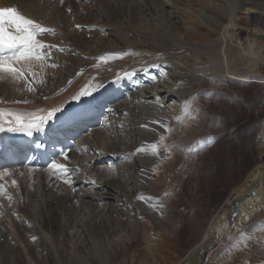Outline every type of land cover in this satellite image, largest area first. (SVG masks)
Instances as JSON below:
<instances>
[{"label":"bare ground","instance_id":"obj_1","mask_svg":"<svg viewBox=\"0 0 264 264\" xmlns=\"http://www.w3.org/2000/svg\"><path fill=\"white\" fill-rule=\"evenodd\" d=\"M17 1L20 3L18 11L22 15L43 24L42 28L50 30L40 33L37 38L45 44L53 45L50 50L45 49L49 52V59L44 61L45 67L41 68V62L31 65L34 69L37 66L41 68L39 77L42 78L46 75L45 68H47L48 74H51L50 80L54 83V88L46 86L41 81L42 84L39 89L46 94L45 101H31L30 95L34 97V93L32 91H26L27 95L24 93L22 98L24 101H28L27 104L31 106L30 114L42 115L54 106L59 107L69 103L78 88L79 90L83 88L82 86L77 87L83 80L89 79L87 86H91L94 93L96 92V88L92 85L94 82H99L116 74L125 76L112 86L115 91L112 93L121 94L120 100L115 105H109L111 111L108 114L112 117L105 116L100 124L104 126L94 128L77 144V152L73 157L76 161L80 158V167L88 175V184L79 183V190L73 194L69 189L51 185L47 181L49 176L42 172V176L36 179L37 181L40 179V183L37 184L39 186L37 192L43 194L41 197L43 205L39 206L37 218L44 233L36 232L33 234L30 222L28 229L23 220V223L17 221L15 223L18 236L21 238V243L24 244L28 255L32 256L34 251L29 247L31 246L29 237L36 238L35 242L40 253V259L36 262L38 264H101L107 260L115 262L117 254L122 252L119 248H123L125 242L127 243L125 246H132L130 243L134 241L133 238L138 228L135 219L138 216L137 212H140L141 209H147L146 212L143 211L145 215L151 219H158V212H153L140 203L135 195L146 189L143 184L149 177L148 173L140 170L142 168L149 170L151 165L158 163L161 156L160 149L157 154H151L144 147L152 146L151 142L155 139L153 136L157 131L158 121L165 122L162 119L165 116H162L161 113H165L163 106L167 97L175 99L174 105L179 106L180 97H185V92L189 88L185 81L189 75L196 77L195 72L203 74L204 77L210 74V76L218 79L229 78L244 83H264V77H260L256 72H245L250 62H253L254 65L264 62V31L248 23L243 29L239 28V32H236L238 25L231 20V24L224 26L226 41L229 40L233 43V39L242 32L241 30L251 35L252 41L245 44L243 38H240L241 50L238 55L232 54L228 48L224 47L219 54L210 57V67L202 64L197 70L191 71L187 65H184L186 62L184 63L181 58L180 53L183 50L187 51L184 45L170 40L154 29L152 16L160 13L159 7H165L166 4L163 0ZM225 2L231 15L236 13V9L250 3H254L256 6L255 8L245 7L244 13L247 18L252 12L264 14V4L261 3L250 0H225ZM70 8L72 13L68 12ZM165 14L170 17L169 13L166 12ZM165 18L167 17L165 16ZM166 21L177 28L179 26L177 24H181L179 20H173V22L171 17ZM190 24L195 23L191 21ZM77 25L80 27L77 28ZM181 27L180 29L183 30ZM188 34L191 35L192 33L188 31ZM138 37H141L139 41ZM60 49H63L66 55L58 54L57 51ZM51 62L58 64V67H53ZM160 62L163 64L166 62V69H168L167 67L174 69L177 76L174 75V78L176 80L179 78L178 83L168 88L169 84L161 86L159 83L162 80L153 78V86L146 87L147 92H144L146 89L143 87L142 76L147 73L151 74L155 67H162L161 69L164 70L163 65H158ZM87 66L86 72L96 68L93 71L97 74L96 78L90 74L83 80L81 78L72 79L73 75L78 76ZM66 83L68 88H62ZM112 88L100 92V94L106 93L102 101H107L108 94L112 95L110 94ZM163 93L168 94V96H163ZM96 97L97 95L85 97L80 103L79 100L76 101V104H82L85 109L92 104ZM149 99L152 100L149 101ZM64 112L70 116L75 114L68 109ZM198 118L200 117L198 116ZM187 123L184 127L190 128V122ZM141 125L148 127H141ZM142 144H145L144 147ZM137 149H142V151H137ZM48 152L51 151L43 150L40 154L41 157L47 159V156L50 155ZM101 155H106V157L117 156V158L122 159V165L118 166L121 167V170H118V167L109 168L107 165H95L90 168V161ZM172 160L174 161L173 158ZM180 161V163L185 164L187 158L185 157ZM173 166L175 165L173 164ZM22 174L24 177H36V172L31 169L23 171ZM75 176L77 182L83 177V175L78 174ZM248 177V183L243 185L230 199H227V205L230 209L228 211L220 209L216 212L213 216L214 220L212 219L213 221L203 234L202 239L197 242L196 247L191 248L187 254L189 258H185L182 264H201V254L204 251L221 237H229L231 233L237 231L250 220L253 211L261 206L264 198V185L262 184L264 167L262 169L261 166L256 167ZM27 185L25 183L26 188ZM88 185L90 186L88 187ZM139 189L140 191H138ZM81 191L82 193H80ZM30 194L32 196V193ZM234 206L235 209H233ZM236 209L238 215L233 218L232 211ZM15 212H22L21 214L27 215L28 218H34V215L29 214L27 208H15ZM33 218L32 221L35 220ZM1 235H5L3 224L2 227L0 226V237ZM44 235L47 237L44 238ZM46 238L50 240L51 244H48L49 241ZM3 240H7V238ZM3 240L0 242V251L4 250L6 253L0 254V264L2 262L5 264H15V262L26 264L25 256L19 250L21 248L15 244L5 248L6 245ZM235 250L240 251L241 249L234 247L230 252ZM249 251L247 250L246 253L249 254Z\"/></svg>","mask_w":264,"mask_h":264},{"label":"rangeland","instance_id":"obj_2","mask_svg":"<svg viewBox=\"0 0 264 264\" xmlns=\"http://www.w3.org/2000/svg\"><path fill=\"white\" fill-rule=\"evenodd\" d=\"M41 1L43 0H38V2ZM250 1L264 4V0ZM163 2L166 4L165 7H159L160 13L152 16L155 27L153 28L170 40L184 45L187 51L183 50L180 53L181 58L184 63L186 62L184 65H187L191 71L197 70L202 64L210 67V57L219 54L224 47L228 48L232 54L238 55L241 50L240 38H243L245 44L252 41V36L244 30L236 35L233 43L229 40L226 41L224 37L226 24L235 21L238 25L236 32H239L238 29H243L248 23L264 31V14L252 12L247 18L244 13L246 6L247 8H255L254 3L241 6L235 10L234 15H231L225 0H163ZM12 3L20 5L17 0H0V5ZM166 12L170 14L172 21L179 20L181 22V24H177L179 25L178 28L170 25L169 22L167 23L166 20L170 17L165 14ZM191 21L195 24H190ZM187 30L194 35L188 34ZM139 38L141 39V37H138V41ZM57 52L58 54L60 52V55H66L63 49ZM38 62H41V68L45 67L44 61L42 62L41 59L35 57L21 60L19 65L26 67L30 75V66ZM165 64L160 62L158 65H163L165 68ZM249 66L246 67V73L256 72L260 77H264V62L258 65L250 62ZM161 68H154V76L149 73L142 76L143 87L146 89L144 92H147L146 87L153 86V78L162 80L159 83L161 86L169 84L168 88L178 83L179 78L177 80L174 78V75L177 76L173 68L167 67L168 69L165 68L164 70ZM46 71L48 72L47 68H45V73ZM165 75L166 77H164ZM194 75L196 77L189 75L187 77L189 80L186 79L185 81L189 88L185 92V97H180L184 99L181 101V106L174 105L175 99L167 97L168 94L163 93V96L167 97V101L165 100L164 103L166 105L164 107L165 113L161 115L165 114L163 116L166 118L167 127L164 130L167 131L156 135L157 143L166 151L165 160L159 159L156 165H151L152 174L148 173L147 180L149 182L144 184L147 189L145 191L161 196L163 203L161 214L163 215L160 217V212H158V219H151L149 216L137 212V215L138 213L140 215L136 216L138 228L133 238L134 241L136 240L132 242L134 244L130 243L131 247L125 246L127 244L125 242L123 248H119L122 252L117 254L115 262L107 260L101 264H182L185 258H189L187 254L191 248L196 247L197 242L202 239L203 234L214 220L213 216L216 212L220 209L228 211L230 208L227 205V199H230L245 185L244 183L253 169L258 166H261V169L264 167V142L259 140L258 144L255 143L256 137L264 131L262 127L264 123V83L243 84L242 81L230 80L229 78L218 79L210 76V74L204 77L199 72L198 74L195 72ZM91 76L96 78L97 74L93 73ZM43 78L41 77V80ZM82 82L77 87L85 84V81ZM96 83L98 82H94L92 85L95 87ZM41 84L42 82L38 81V85ZM34 87L35 85H29L22 78L15 76L11 78L10 74L5 72L0 79V110L5 113L10 112L14 116L17 114L28 116L31 113L29 111L31 106H26L24 114L17 110L21 105H28V101H22L20 104L15 101L1 100H9L11 97H19V95L24 96L26 91L34 93L32 90L35 89ZM165 89L167 90V88ZM151 100L149 99V101ZM185 107H187V111H185ZM191 112L194 113L192 117L193 113L191 114ZM185 121L191 123H189L190 128L184 127ZM184 130L188 132L185 134ZM172 146L173 149H170ZM181 148L184 149L181 150ZM48 154L51 155V152ZM50 155L47 156V159L41 157L44 163L47 161L45 163L47 171L43 174L48 176V171L52 168L48 166ZM176 157L178 159H175ZM183 157L187 158L185 164L180 163ZM178 163H180L179 166ZM120 168L118 167V170H121ZM35 172L37 174V171ZM50 174L53 175L51 172ZM13 181L19 182V178L13 177ZM35 182L30 190L31 198L28 197L25 200V197H22L23 202L21 199L18 200V207L26 204L25 208L29 214L34 215L32 218L35 220L32 221V218L21 214L22 212L18 214L23 216L25 227L28 229L30 222L33 234L42 232L37 214L39 206L43 205L41 203L43 194L40 192L41 195L33 199V192H37L39 187L37 184L40 183V180ZM262 184L264 185V180ZM8 186L9 184L7 185L2 178L0 180L2 198ZM141 211L146 212L147 209H141ZM261 220H264V198L261 206L253 211L250 220L244 223L236 234L233 232L225 238L220 246L211 253L205 264H258L264 260V222L257 223L256 228L252 227ZM15 223L16 221H13L14 225ZM5 227V235H1V237L7 238V240L0 237V242L3 240L6 245L5 248L15 244L21 248L19 250L25 256L26 264H38L36 262L40 259V253L35 242L36 238L29 237V244L31 245L29 247L34 251V254L33 256L28 255L14 227L7 221ZM242 231L246 233L249 231L252 238L245 240L238 237ZM45 237L47 235H44ZM46 240L49 241L48 244H51L48 238ZM234 247L241 250L230 252ZM247 250H250L249 254L246 253ZM4 253L6 251H0V254ZM2 264L5 263L2 262Z\"/></svg>","mask_w":264,"mask_h":264},{"label":"snow or ice","instance_id":"obj_3","mask_svg":"<svg viewBox=\"0 0 264 264\" xmlns=\"http://www.w3.org/2000/svg\"><path fill=\"white\" fill-rule=\"evenodd\" d=\"M71 11V9H69ZM80 25H77L79 28ZM50 31L42 28V26L32 19L26 18L15 7H0V71H6L11 73L16 78L23 76V73L19 68L14 67L15 63L21 60H28L32 57L37 59L43 58L49 54L43 50H50L53 45L45 44L41 40L37 39V36L42 33ZM101 59H104L101 57ZM134 74V73H133ZM91 86H86L80 89L75 95L72 96V101H78L85 97L93 95ZM71 102V101H70ZM64 109L61 107H54L44 115H38L32 113L28 116L15 115V119H8L7 124L8 131H21L26 132L29 136L33 134V130L40 131L50 121H54L59 118L60 114H63ZM187 111V107H185ZM12 116V113H5L0 110V121L4 116ZM141 127H148L147 125H141ZM5 130V124L0 123V131ZM153 149H156V145H152ZM142 151V149H137ZM64 159L68 157L64 154ZM51 167L55 171H60L67 175L68 168L65 164H58L55 160L52 162ZM15 183V181L13 182ZM66 183H72V181H66ZM93 183H95L93 181ZM9 199H11L9 197ZM35 239V238H34Z\"/></svg>","mask_w":264,"mask_h":264},{"label":"water","instance_id":"obj_4","mask_svg":"<svg viewBox=\"0 0 264 264\" xmlns=\"http://www.w3.org/2000/svg\"><path fill=\"white\" fill-rule=\"evenodd\" d=\"M233 209H235V206L233 207ZM237 212H238L237 209L235 211H232V217H234ZM222 239L223 237L219 239L215 244L211 245L206 251L203 252V254H201V257H202L201 264H204L206 262L208 255L217 247V245Z\"/></svg>","mask_w":264,"mask_h":264},{"label":"crops","instance_id":"obj_5","mask_svg":"<svg viewBox=\"0 0 264 264\" xmlns=\"http://www.w3.org/2000/svg\"><path fill=\"white\" fill-rule=\"evenodd\" d=\"M252 172V171H251ZM250 175V174H249ZM248 179H249V177H247V180L245 181V183L244 184H246V183H248Z\"/></svg>","mask_w":264,"mask_h":264}]
</instances>
